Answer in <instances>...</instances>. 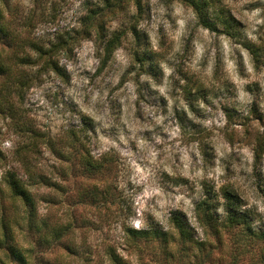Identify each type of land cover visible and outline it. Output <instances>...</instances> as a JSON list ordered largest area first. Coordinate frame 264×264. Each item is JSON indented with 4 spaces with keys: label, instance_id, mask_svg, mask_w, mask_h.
Returning a JSON list of instances; mask_svg holds the SVG:
<instances>
[{
    "label": "rangeland",
    "instance_id": "rangeland-1",
    "mask_svg": "<svg viewBox=\"0 0 264 264\" xmlns=\"http://www.w3.org/2000/svg\"><path fill=\"white\" fill-rule=\"evenodd\" d=\"M208 1L226 28L199 25L182 0H7L5 18L21 34L45 47L66 41L53 48L64 74L27 67L36 77L22 98L27 130L0 113V215L32 251L29 264H110L108 247L129 264H264V0ZM81 133L93 158H107L96 172L79 162ZM28 169L54 182L30 189L38 224L67 225L59 242L35 244L7 195L1 174L26 179ZM94 184L108 185L113 203L93 196ZM224 187L249 227L222 226ZM204 197L211 226L195 210ZM173 212L186 216L201 250L181 257L171 243L172 257L149 242L139 252L124 235L127 224L170 229ZM0 264H15L3 248Z\"/></svg>",
    "mask_w": 264,
    "mask_h": 264
},
{
    "label": "trees",
    "instance_id": "trees-1",
    "mask_svg": "<svg viewBox=\"0 0 264 264\" xmlns=\"http://www.w3.org/2000/svg\"><path fill=\"white\" fill-rule=\"evenodd\" d=\"M190 5L197 17L199 25L209 29L210 31H218L217 23L222 24V28H226V20H223L222 12L214 13V18L209 11L210 3L208 0H182ZM7 0H0V113L7 117L11 124L16 127L18 132H22L25 129L24 124L27 123L25 119L24 109L22 102L26 89L34 82L35 76L30 75L27 67L33 65H40L37 70H52L57 74H64L62 67L57 64L56 50L54 47H60L65 44V39L59 38L56 43H51L48 47H45L36 38L28 35H23L19 32L16 26H11L4 14V6H6ZM30 21L26 16L21 20L22 26ZM27 26H29L27 24ZM118 38V37H117ZM110 38L106 42L105 51L107 54L113 51L118 44V39ZM59 45H58V44ZM3 47L11 48L10 52H6ZM34 52V53H31ZM87 135L81 133L76 135L75 140L83 150L80 155L79 162L84 167L87 173L96 172L104 166L103 162L107 160L105 157L99 159L93 158L90 154V149L87 146ZM4 159V154L0 149V160ZM25 164V161H24ZM26 179L22 178L20 174L15 170H6L1 174V180L5 183L7 188V195L13 201H19L23 208L24 219L26 220L27 230L30 234H37L35 236L34 243L37 245L47 244L50 245L54 242L63 240L65 229L67 225H53L51 230L49 221L44 220L36 221V201L35 194L31 191L30 186L33 185H53L54 182L50 181L42 173H33L32 169L26 171ZM92 195L99 198V201L103 202V205L113 203L114 196L109 191L108 185L99 189L96 184L91 188ZM6 194V190H4ZM221 196L225 200L224 208L225 214L221 221L224 227L233 226H246L249 227V217L244 211L238 209V195L231 188L224 187L221 190ZM212 198H201L195 204V210L198 215L199 221L202 223L214 225L212 221V213L210 208L212 206ZM13 204V203H12ZM5 212L1 209L0 215V248H3L7 256L15 264H29V254L31 250H22L17 244L14 238L13 225L10 220L5 219ZM212 216V217H211ZM15 224H19L18 220H15ZM170 229H165L158 222L149 224L148 227L135 228L129 224L124 225L123 231L126 238L130 240L138 248L140 252L141 244L157 243L162 245V250L166 252L165 255L174 256L171 250H168L169 245L179 244L181 257H188V250L194 245L198 251L201 250L203 241H196L194 238V228L188 222L186 216L181 212H173L169 216ZM41 231H44L41 233ZM67 249L69 246L65 245ZM108 262L110 264H129L122 259L111 247L106 250ZM198 258V256H197ZM141 264V263H140Z\"/></svg>",
    "mask_w": 264,
    "mask_h": 264
}]
</instances>
